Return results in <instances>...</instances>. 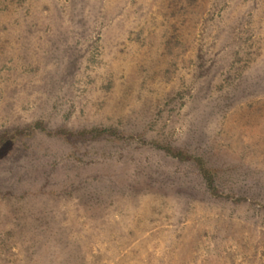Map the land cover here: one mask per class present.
Returning a JSON list of instances; mask_svg holds the SVG:
<instances>
[{"label":"rangeland","instance_id":"374dc122","mask_svg":"<svg viewBox=\"0 0 264 264\" xmlns=\"http://www.w3.org/2000/svg\"><path fill=\"white\" fill-rule=\"evenodd\" d=\"M36 121L0 264H264V0H0V135Z\"/></svg>","mask_w":264,"mask_h":264},{"label":"trees","instance_id":"16d2710c","mask_svg":"<svg viewBox=\"0 0 264 264\" xmlns=\"http://www.w3.org/2000/svg\"><path fill=\"white\" fill-rule=\"evenodd\" d=\"M38 129H45L44 124L41 121H36L32 125H28L27 127L20 129L16 132H3V134L0 135V147L1 145H5L10 139H16L20 135L24 134H31L33 131H36ZM47 131V130H46ZM52 132H49L51 134ZM114 134L115 136L122 137V134L119 133L118 130L115 129H100V128H92V129H83L78 132L62 129L58 130L56 134L64 135L67 138H85V137H101L105 134ZM158 146L165 149L167 152H169L171 155L181 159V160H194L197 165L199 166V169L203 175V177L206 179L207 186L209 187L210 193L212 195H219V189L217 188L215 184V172L213 169L209 168L203 157L199 155H194L189 152H187L184 149H176L172 147L171 145L166 144H160L158 143Z\"/></svg>","mask_w":264,"mask_h":264}]
</instances>
